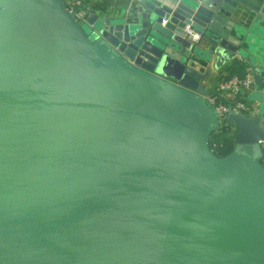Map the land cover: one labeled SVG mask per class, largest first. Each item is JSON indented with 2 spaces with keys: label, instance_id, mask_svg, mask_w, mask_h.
<instances>
[{
  "label": "water",
  "instance_id": "95a60500",
  "mask_svg": "<svg viewBox=\"0 0 264 264\" xmlns=\"http://www.w3.org/2000/svg\"><path fill=\"white\" fill-rule=\"evenodd\" d=\"M258 12L0 0V264H264L263 117L230 109L235 148L220 157L208 139L222 125L198 96L238 56L261 84ZM126 69L154 92L128 89Z\"/></svg>",
  "mask_w": 264,
  "mask_h": 264
},
{
  "label": "crops",
  "instance_id": "0c3cea01",
  "mask_svg": "<svg viewBox=\"0 0 264 264\" xmlns=\"http://www.w3.org/2000/svg\"><path fill=\"white\" fill-rule=\"evenodd\" d=\"M126 0H63L66 8L73 10L74 13H80L82 11L86 13L95 12V13H112L117 12L118 10L124 8ZM248 4L253 6L254 9H259L257 16L264 18V0H246ZM253 40V46L250 48V52H254L257 56L259 55V45H264V38L257 33H252L250 37ZM206 40L205 36L202 39ZM209 46V44H208ZM213 46V45H212ZM97 47V46H96ZM234 60L225 64L222 68L216 70L212 69L210 77L204 78L201 81V84L209 91V96L212 93L217 92L219 82L231 75L237 74L240 76L245 75L248 72H251L254 75L251 64L248 61L247 57L238 56ZM125 69V68H124ZM124 74H120L117 77L120 81L130 90L135 93L145 94L149 96L152 94L153 88L151 84L145 79L142 74H139L133 69L125 70ZM254 78V87L248 90L243 95H233L231 93H226L223 97V101L230 105H235L237 100L243 101L248 107L247 110H240L239 112L245 116L253 117L255 115H260L264 117V79L261 81V84H257ZM253 94H256L257 97L254 101L249 102V97ZM200 97V102L202 106L206 107L208 103V96L198 94ZM246 101V102H245ZM208 105H210L208 103ZM211 106V105H210ZM219 121V120H218ZM219 129L214 128L213 132H217ZM210 134V135H211ZM262 149V145L260 144ZM235 148V146H234ZM262 153L263 149H262ZM264 165V158L261 160Z\"/></svg>",
  "mask_w": 264,
  "mask_h": 264
},
{
  "label": "built area",
  "instance_id": "2783aa9c",
  "mask_svg": "<svg viewBox=\"0 0 264 264\" xmlns=\"http://www.w3.org/2000/svg\"><path fill=\"white\" fill-rule=\"evenodd\" d=\"M71 13H74L73 10L69 9ZM185 35L192 41H199L201 35L195 33L190 26L185 28ZM254 84L253 74L251 72L246 73L243 76L234 74L231 75L219 82L217 93L215 95L208 96V103L215 110V113L220 121L221 125L227 121V116L229 114L230 109L247 110L248 107L243 101L237 100L235 105L227 104L223 101V97L226 93H231L233 95H240L246 93L250 90L252 85ZM264 123V117H263ZM233 130V135L235 133V127L231 126ZM209 144V142H208ZM262 145V149L264 152V141L260 142Z\"/></svg>",
  "mask_w": 264,
  "mask_h": 264
},
{
  "label": "trees",
  "instance_id": "16d2710c",
  "mask_svg": "<svg viewBox=\"0 0 264 264\" xmlns=\"http://www.w3.org/2000/svg\"><path fill=\"white\" fill-rule=\"evenodd\" d=\"M241 75V74H240ZM217 92L212 93L215 95ZM211 151L217 156H226L234 149L235 142L231 125L226 121L217 132H213L208 139Z\"/></svg>",
  "mask_w": 264,
  "mask_h": 264
},
{
  "label": "rangeland",
  "instance_id": "374dc122",
  "mask_svg": "<svg viewBox=\"0 0 264 264\" xmlns=\"http://www.w3.org/2000/svg\"><path fill=\"white\" fill-rule=\"evenodd\" d=\"M210 77V76H209ZM255 84H253L251 87L253 88ZM257 95L256 94H253L251 97H249V102L247 101V104H249L251 102V99L252 101H254L256 99ZM246 102V101H245Z\"/></svg>",
  "mask_w": 264,
  "mask_h": 264
}]
</instances>
